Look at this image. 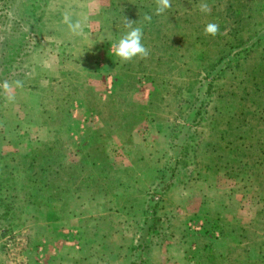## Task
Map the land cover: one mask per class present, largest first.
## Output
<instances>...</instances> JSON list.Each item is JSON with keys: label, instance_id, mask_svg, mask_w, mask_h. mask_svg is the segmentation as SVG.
Segmentation results:
<instances>
[{"label": "rangeland", "instance_id": "rangeland-1", "mask_svg": "<svg viewBox=\"0 0 264 264\" xmlns=\"http://www.w3.org/2000/svg\"><path fill=\"white\" fill-rule=\"evenodd\" d=\"M201 2L0 0V264H264V0Z\"/></svg>", "mask_w": 264, "mask_h": 264}, {"label": "clouds", "instance_id": "clouds-1", "mask_svg": "<svg viewBox=\"0 0 264 264\" xmlns=\"http://www.w3.org/2000/svg\"><path fill=\"white\" fill-rule=\"evenodd\" d=\"M156 8L154 14L159 16L165 13L166 10L172 7L171 0H155ZM199 11L204 14L211 13V6L202 0L198 5ZM145 21L151 22L152 16L145 14ZM65 22L68 24L69 30L75 35L83 34V23L80 19L72 22L68 13L64 16ZM123 33L117 42L113 44L114 54L119 57L123 62L132 61L134 58L146 59L149 56V49L142 43L143 39V27L139 26L138 22L130 21L127 18L123 21ZM219 33V25L214 22H209L205 25L204 34L206 36L215 37ZM17 87H22L21 81H15ZM4 90L11 93L12 86L5 81L2 85ZM15 99L14 96L8 95L7 100L9 102Z\"/></svg>", "mask_w": 264, "mask_h": 264}, {"label": "trees", "instance_id": "trees-1", "mask_svg": "<svg viewBox=\"0 0 264 264\" xmlns=\"http://www.w3.org/2000/svg\"><path fill=\"white\" fill-rule=\"evenodd\" d=\"M116 6L117 5H115V7H114V9L116 8ZM137 8H144V12H148L149 11V9H150V7H149V5H147L146 3H143V4H141V5H139V6H136ZM142 14V13H141ZM143 15V14H142ZM32 181L33 182H35L36 181V177L35 178H33L32 179ZM48 185V184H47ZM32 186V185H31ZM33 187H35V186H33ZM151 227L152 228H154V225H151Z\"/></svg>", "mask_w": 264, "mask_h": 264}]
</instances>
